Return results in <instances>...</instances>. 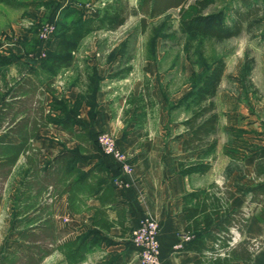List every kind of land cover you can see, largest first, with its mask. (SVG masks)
Returning a JSON list of instances; mask_svg holds the SVG:
<instances>
[{
  "label": "trees",
  "instance_id": "obj_1",
  "mask_svg": "<svg viewBox=\"0 0 264 264\" xmlns=\"http://www.w3.org/2000/svg\"><path fill=\"white\" fill-rule=\"evenodd\" d=\"M127 0H109L97 17L85 16L68 25L56 27L52 38H57L54 53L50 56L49 69L57 73L72 66L74 53L81 42L89 35L99 32H112L124 25L127 20ZM191 1V2H190ZM137 10L141 26L147 19H154L172 9H179V30L190 38L223 41L239 36L243 24L253 15L250 8L242 12L236 10L231 24H226L219 12L203 13L213 0H139ZM245 5H249V1ZM8 6H19L15 0H0ZM127 71L129 69H126ZM225 70L223 59L214 61L204 72L200 80L188 93L182 96L173 109L183 107L189 118L181 123L189 136L182 140V152L192 153L190 159L178 160V175L187 177L191 174L203 176L212 167L217 148L219 116L213 98L217 95ZM243 72L247 76L251 66L245 64ZM41 83L35 75L29 74L8 92V99L0 104V134L17 137L16 143L0 144V204L3 189L12 173L16 162L23 158L27 171L20 179L13 200V219L15 228L20 230L19 249L4 255L1 264H40L54 252L63 255L66 264L83 262L94 248L112 245L114 242L104 234L112 227H118L125 233L126 209L116 198L113 179L108 168L98 160L89 169L84 170L90 152L89 147L96 141L89 130L75 120L78 104L68 105L64 99L49 104L50 111L45 113L37 95H42ZM50 83L46 84V89ZM96 92V88H94ZM46 91V90H45ZM52 91V90H48ZM94 95V94H93ZM149 93L131 96L126 102L133 106L130 117L140 120L150 104ZM64 104V105H63ZM62 113L56 117V111ZM137 113V114H136ZM128 115V111H124ZM49 124L61 126L72 132L78 142L74 150L66 151L52 160H45L39 165L40 151L32 145L40 128ZM78 127L75 132L74 128ZM259 163L255 173L264 174V148L256 154ZM67 197V207L72 214L92 210L91 229L58 245L56 224L52 217V205L61 196ZM234 197L231 190L210 183L204 189L194 190L181 197L182 212L186 225L183 233L188 238L177 250V254H193L197 257L194 264H250L255 248L252 239L244 238L233 242L232 231L243 234L249 218L246 213L230 208ZM90 198L99 203V207L88 208ZM109 211L114 212V219L109 218Z\"/></svg>",
  "mask_w": 264,
  "mask_h": 264
},
{
  "label": "crops",
  "instance_id": "obj_2",
  "mask_svg": "<svg viewBox=\"0 0 264 264\" xmlns=\"http://www.w3.org/2000/svg\"><path fill=\"white\" fill-rule=\"evenodd\" d=\"M42 14L40 10H29L22 19H29L38 27L43 22L41 21ZM33 28L35 29V27ZM33 28L24 31L16 25H12L11 30L0 33V90H3L4 87L6 89L5 97L2 100H7L9 90L30 73L37 78V74L46 65L49 69V64L45 62L44 57L42 59L35 57L42 47L45 48L46 53H54L58 39L51 38L48 42H40L34 36ZM97 33L100 31L93 33L94 36ZM87 37L74 53L72 66L63 71L66 75H70L72 69L91 68L94 70L95 76L98 77L96 92L91 100H88L86 95L80 96L83 92L78 87L72 86L63 93L61 98L69 105H73L75 102L78 104V114L75 120L89 130L95 141L97 136L103 132L114 138L117 148H120L124 158L130 163L131 171L124 174L120 163H116L111 157L102 154L96 143L89 147L90 152L85 155L88 164L81 167L87 171L100 160L108 168L113 179L112 185L115 188L116 198L126 209V231L121 234L118 227H112L104 235L109 237L114 244L96 247L98 248L96 254H89L83 262L78 264H139L137 249L133 247L129 237L131 231L139 225L144 217L152 218L159 226L160 263L194 264L197 257L195 253L177 254L179 246L187 241L186 235L183 233L186 220L182 212L181 197L194 190L204 189L212 182L231 190L234 197L229 202L230 208L243 211L249 218L243 234L232 231L236 238L235 243L244 238L252 239L255 248L250 264H264V174L255 173V166L259 163L256 154L264 148V101L260 107L256 108L257 116L250 117L246 121L236 111L229 121L221 122L219 117L217 133L214 136L218 146L211 169L203 176L195 174L187 177L180 176L177 173L178 160L193 157L192 153H183L181 146L182 140L189 136V133L181 125L189 118V113L183 107L173 109V106L189 90L178 93L174 98L168 96L165 89L160 91L154 89L150 95L156 102L152 117H149V108L146 107L145 115L141 120L136 117L134 121H131L130 117L134 107L128 106L126 102L131 96H138L142 91L133 61H121L120 54H115L112 58L104 57L103 52L93 45L83 47L82 44L88 42ZM6 38L10 44L7 42L8 44L3 47ZM125 68L129 70L127 71ZM116 72L119 73L115 76ZM50 77L45 81L38 78L41 83L40 89L45 92L43 99V105H46L45 113L50 111L49 104L53 97L59 94V89L55 86L57 82L55 75ZM127 82H129L128 86L121 85L127 84ZM48 83H50L52 91L45 89ZM87 87L86 85L85 90ZM126 92L128 96H126ZM125 110L128 111L126 116L124 115ZM223 126L231 130L232 133L236 132L242 135L245 139H241L239 136L236 141L246 142L249 149H242L240 146L229 148L228 155H225L227 165L223 167V173L216 177L212 174V170L216 168V162L220 161L219 159L222 157L220 156L221 145L218 134L219 129H222ZM46 131H58L66 138H69L70 135L69 139H72V142L60 146L56 149L58 151L50 155L47 150L49 144L44 145L39 139ZM74 131H78L77 126ZM36 136L32 145L40 151L39 157L48 153L49 160L66 151L74 150L78 144L72 132L65 131L61 126L54 124L40 128ZM17 140L15 136L0 134V144L16 143ZM21 159L23 158H20L16 164ZM231 164L232 166H230ZM8 179L3 189L0 213L5 205V200L9 198V195H5ZM12 203L13 201L11 206ZM86 206L96 208L99 207V203L90 198L86 202ZM51 208L56 224L58 245L75 239L77 235L83 234L84 230H90L92 227L90 222L92 210H86L76 215L72 214L67 207L65 195L56 200ZM108 215L110 219L115 217L114 212L111 211ZM19 234L20 231L17 238ZM19 246V238L7 242L0 236V264L4 255L18 250ZM54 254H57L56 258L52 259ZM40 264H66V262L63 255L54 252Z\"/></svg>",
  "mask_w": 264,
  "mask_h": 264
},
{
  "label": "rangeland",
  "instance_id": "obj_3",
  "mask_svg": "<svg viewBox=\"0 0 264 264\" xmlns=\"http://www.w3.org/2000/svg\"><path fill=\"white\" fill-rule=\"evenodd\" d=\"M15 1L18 2L19 6H8L0 3V33L11 30L12 25L15 26L19 21L24 20L22 18L29 10H40V13H43L41 16L43 22L38 27L35 26V29L33 28L35 37H37V30L46 24L52 23L56 29V27L71 24L85 16L97 17L105 7V2H109V0ZM138 1H126L128 2L127 20L123 26L112 32L100 31L95 36L94 34L89 35L87 37L88 42L82 46L93 45L101 50L104 57L107 58L120 54L121 61H133L134 69L139 75L141 93L151 95L154 89L158 91L165 89L166 94L174 98L178 93L190 90L196 85L203 72L214 61L221 58L225 63V73L219 85L218 93L213 98L221 122L229 121L235 111L244 121L257 116L256 108L257 106L260 107L264 101V0H247L249 5H245L246 2L243 0H213L203 10V13L219 12L223 21L228 25L234 19L236 10L242 12L249 8L255 10L252 11L253 15L249 20L243 24V31L239 36L217 42L210 39L190 38L182 34L178 27L179 9H172L157 18L147 19L145 26H141L142 16L137 10ZM92 37L94 38L92 39ZM6 42H8L7 38ZM8 43L10 44V41ZM44 58L48 61L51 59L47 53ZM48 61L47 64H49ZM246 63L251 66V72L247 76L243 72ZM118 73L116 72L115 76ZM53 75L57 81L55 86L59 89L58 96L54 98L59 102L63 93L72 86L78 87L83 92L80 96L86 95L88 100H91L95 93L94 88H97L98 77L95 76L94 70L89 67L72 69V73L66 75L63 70H58L55 73L46 65L37 74V78L40 77L41 81H45ZM86 85L88 87L85 90ZM121 85L128 86L129 82ZM47 90H51V88ZM5 92V87L0 90V102L5 97ZM44 95L45 92L43 91V94L37 95L35 99H40L42 106L46 107L43 105ZM126 96H128L127 92ZM149 99L152 103L148 106L149 117L151 118L156 102L151 97ZM67 104L69 105L68 102ZM55 114L57 118L62 117L59 110ZM57 128L56 130H58ZM219 131L218 140L220 139V156L222 157H220V161L216 162V168L212 170V174L216 177L223 173V167L227 165L225 155H228L229 148L240 146L242 149H249L246 142L236 141L239 136V138L245 139L242 135L236 132L232 133L224 126ZM59 133L58 131H46L39 137L41 143L49 144L47 150L50 155L58 151L56 149L60 146L72 142V139H69L70 135L69 138H66ZM50 143L54 144L50 145ZM49 159V154L44 153L39 157V165L42 166L45 160ZM23 162L24 160L21 159L16 164V168L8 179L5 195H9V198L5 200V205L0 213V236L7 242L18 239L17 236L20 231L15 228L16 221L13 219L14 209L11 202L15 197L20 179L27 171V166ZM87 231L88 229L84 230V233ZM97 250L98 248H94L92 255L96 254ZM56 255H52V259H55Z\"/></svg>",
  "mask_w": 264,
  "mask_h": 264
},
{
  "label": "built area",
  "instance_id": "obj_4",
  "mask_svg": "<svg viewBox=\"0 0 264 264\" xmlns=\"http://www.w3.org/2000/svg\"><path fill=\"white\" fill-rule=\"evenodd\" d=\"M16 27L27 31L35 27V23L29 19L21 20L16 24ZM54 31V24L50 23L43 25L37 30V38L40 42H46L54 36ZM7 44L8 43L4 41L3 47H5ZM44 49L45 48L42 47L35 58L42 59V57L45 56ZM96 144L101 150L102 154L111 157L116 163H120L121 170L124 174L130 173V163L124 158L120 148H117L114 138L110 134L105 132L100 133L96 138ZM158 230L159 226L155 220L150 217H144L141 219L139 225L131 231L129 239L133 247L137 249L139 264H162L160 263ZM235 240L236 238L234 237V243Z\"/></svg>",
  "mask_w": 264,
  "mask_h": 264
}]
</instances>
